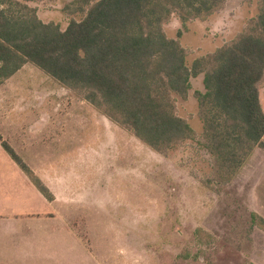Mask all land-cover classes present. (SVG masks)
Here are the masks:
<instances>
[{"label": "rangeland", "instance_id": "rangeland-1", "mask_svg": "<svg viewBox=\"0 0 264 264\" xmlns=\"http://www.w3.org/2000/svg\"><path fill=\"white\" fill-rule=\"evenodd\" d=\"M75 1L27 5L64 31L85 16ZM258 14L259 0H227L205 21L173 16L163 31L186 52L190 68L230 44ZM203 78L191 79L186 98H175V114L193 134L165 156L30 64L0 86V133L55 196L51 209L72 224L61 235L72 250L59 251L58 264H248L257 257L264 233L251 218V184L259 178L256 201L264 209V151L256 147L229 181L219 173L196 99ZM258 88L264 112V76ZM252 165L263 168L259 176ZM64 224L53 220L48 230Z\"/></svg>", "mask_w": 264, "mask_h": 264}, {"label": "trees", "instance_id": "trees-1", "mask_svg": "<svg viewBox=\"0 0 264 264\" xmlns=\"http://www.w3.org/2000/svg\"><path fill=\"white\" fill-rule=\"evenodd\" d=\"M41 1L46 0H0V86L30 64L165 156L192 138L188 123L175 114V98H186L191 79L203 74L204 93L196 99L206 149L219 173L229 181L256 147L264 151L258 88L264 76V0L245 32L190 68L186 52L166 37L163 26L173 16L183 23L205 21L227 0H76L73 5L85 16L64 31L40 21L27 5ZM0 146L53 201L1 134ZM251 218L264 233V219Z\"/></svg>", "mask_w": 264, "mask_h": 264}, {"label": "crops", "instance_id": "crops-1", "mask_svg": "<svg viewBox=\"0 0 264 264\" xmlns=\"http://www.w3.org/2000/svg\"><path fill=\"white\" fill-rule=\"evenodd\" d=\"M1 151L6 154L0 146V264H58L57 253L72 250V247L65 245L66 238L61 237L66 234L63 228L72 225L68 215L61 211L54 212L51 207L55 196L52 194L53 201H46L18 165ZM255 164H260L259 159ZM256 166L251 172L256 169V175L259 176L263 168L258 171ZM258 182L259 178H253L251 196L256 204L254 214L264 219V209L258 207V199L256 201ZM46 208L51 215L45 214L48 211ZM57 219L68 225L64 224L57 232L49 231L50 223ZM75 238L78 239L77 236ZM256 251L257 257H251V263L264 264V245Z\"/></svg>", "mask_w": 264, "mask_h": 264}]
</instances>
